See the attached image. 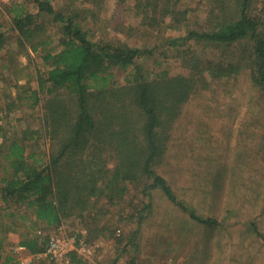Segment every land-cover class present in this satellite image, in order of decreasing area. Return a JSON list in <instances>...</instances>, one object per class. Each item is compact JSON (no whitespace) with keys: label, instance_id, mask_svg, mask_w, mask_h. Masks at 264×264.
<instances>
[{"label":"trees","instance_id":"1","mask_svg":"<svg viewBox=\"0 0 264 264\" xmlns=\"http://www.w3.org/2000/svg\"><path fill=\"white\" fill-rule=\"evenodd\" d=\"M104 1L70 0L66 9H55L49 0H31L33 10L10 3L9 27L0 19L1 264H23L15 245L44 252L68 220L87 227L70 231L76 245L112 237L120 221L137 218L139 224L155 188L205 226L217 223L178 197L159 164L182 105L208 87V76L227 77L244 67L264 97V0H204L202 21L192 23L187 0H130L126 16L110 26L113 34L98 26ZM126 1L113 0L117 7ZM172 29L183 33L166 34ZM146 31H154V39L131 41ZM207 48L216 51L205 55ZM30 51L41 55L44 68ZM170 55L180 57L186 71L172 73L165 66ZM119 71L128 73L124 83L115 77ZM25 107L16 130L10 116ZM130 189L142 206L133 200L115 217L113 206ZM137 231L113 262L127 251L123 264H137L128 251L138 244ZM65 255L72 264L88 263L77 249Z\"/></svg>","mask_w":264,"mask_h":264},{"label":"rangeland","instance_id":"2","mask_svg":"<svg viewBox=\"0 0 264 264\" xmlns=\"http://www.w3.org/2000/svg\"><path fill=\"white\" fill-rule=\"evenodd\" d=\"M49 1L55 9H66L71 4L70 0ZM18 2L34 9L31 0H0V19L6 27L9 22L5 7ZM104 2L103 19L98 26L103 29L104 32L100 29L102 33L109 28L113 34L110 26L115 19L126 16L130 0L118 7L113 0ZM186 6L190 9L191 23L202 21L207 6L204 0H187ZM8 31V38L15 46L14 32ZM182 33L183 29L166 32L174 36ZM154 37V31H146L145 35L138 34L131 41L141 45ZM214 51L216 49L207 48L202 53L211 55ZM3 53L4 50H0V54ZM30 55L44 68L38 52L30 51ZM19 59L23 63L27 61L26 56L21 55ZM180 59L170 55L165 66L172 73L184 72L186 69ZM7 75L13 80L9 73ZM127 75L119 71L115 77L124 83ZM208 79V87L193 94L182 105L169 129L166 151L158 170L168 177L178 197L196 213L213 217L217 223L205 226L155 188L151 193V210L139 224L137 218L117 222L119 230L112 237L101 236L93 240L94 245L88 243L92 250L83 257L87 264H123L127 251L113 260L135 228L138 231L134 240L138 244L128 251L136 254L137 264H264V97L251 83L244 67L231 76L218 79L208 76ZM26 111L25 107L24 112L16 111L10 116L14 129L23 125V121L16 118ZM35 115L37 113H33ZM4 135L3 132L0 136L2 147L6 144ZM137 195L130 189L113 206L111 213L117 217L118 209L125 207L128 211ZM135 202L142 206L138 199ZM115 217L112 220H116ZM81 228L87 227L76 219L68 220L59 234L71 236L70 231ZM12 236L11 241L19 239L17 234ZM12 250L23 264L42 258L44 264H63L65 258L63 250H60L61 258L57 259L30 254L19 245Z\"/></svg>","mask_w":264,"mask_h":264},{"label":"built area","instance_id":"3","mask_svg":"<svg viewBox=\"0 0 264 264\" xmlns=\"http://www.w3.org/2000/svg\"><path fill=\"white\" fill-rule=\"evenodd\" d=\"M19 248L23 249V247L21 246H19ZM70 249H77L83 256H86V254L91 253L92 250L90 245L82 241H79L76 245L74 236H69L67 234H55L51 237V241L47 249L44 252L38 253L37 255L57 259L61 258L63 254L65 257L63 264H72L69 258L65 255L66 252ZM60 250H63V253Z\"/></svg>","mask_w":264,"mask_h":264}]
</instances>
